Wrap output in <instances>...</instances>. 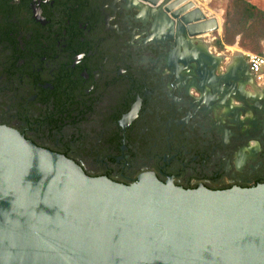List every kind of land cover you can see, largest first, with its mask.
<instances>
[{"label": "flooded vegetation", "instance_id": "flooded-vegetation-1", "mask_svg": "<svg viewBox=\"0 0 264 264\" xmlns=\"http://www.w3.org/2000/svg\"><path fill=\"white\" fill-rule=\"evenodd\" d=\"M132 4L0 0V125L119 183L144 173L186 189L264 183L251 96L225 87L195 104L164 68L171 41Z\"/></svg>", "mask_w": 264, "mask_h": 264}, {"label": "water", "instance_id": "water-1", "mask_svg": "<svg viewBox=\"0 0 264 264\" xmlns=\"http://www.w3.org/2000/svg\"><path fill=\"white\" fill-rule=\"evenodd\" d=\"M131 9L171 41L164 68L196 91L195 104L237 89L231 68L204 50L216 17L192 0H133ZM0 264H264V183L186 189L152 173L119 183L0 125Z\"/></svg>", "mask_w": 264, "mask_h": 264}, {"label": "trees", "instance_id": "trees-1", "mask_svg": "<svg viewBox=\"0 0 264 264\" xmlns=\"http://www.w3.org/2000/svg\"><path fill=\"white\" fill-rule=\"evenodd\" d=\"M236 37L242 48L262 53L264 11L247 0H231L225 11L222 36L217 37L214 44L223 49L224 45H233Z\"/></svg>", "mask_w": 264, "mask_h": 264}, {"label": "crops", "instance_id": "crops-1", "mask_svg": "<svg viewBox=\"0 0 264 264\" xmlns=\"http://www.w3.org/2000/svg\"><path fill=\"white\" fill-rule=\"evenodd\" d=\"M202 10L204 8L201 7ZM219 10V9H217ZM205 11V10H204ZM210 11V10H209ZM205 13L208 16H214L219 22L220 25V20L217 17V15H213L212 11L208 14V11H205ZM222 31V29H221ZM217 33V32H216ZM217 35H221L220 32L217 33ZM205 37V38H204ZM204 42L206 43V47L204 50L206 52H209L212 56H220L222 59V62L220 64L219 70H224L223 67L229 66L231 68V78L234 83H236L237 88H241L243 91L244 96L246 94H249L253 101V104L257 107V116L259 118H263L264 116V83H257L255 81V78L253 74L249 71L247 63H246V53L250 51H244L240 47H237V45H224V50L223 49H218L217 46L212 43L213 40H216V36L213 33L207 34L204 36ZM206 37H209L208 40H206ZM239 38V37H237ZM215 42V41H214ZM237 44V43H235ZM203 50V48H202ZM234 50H238V53L233 52ZM261 50L262 53L264 54V40L261 41ZM208 54V53H207ZM240 73H242L243 78L241 79ZM240 77V80H239ZM236 79V80H235ZM240 82H239V81ZM235 101V100H234ZM233 101V102H234ZM236 103H239L238 101H235ZM262 111V112H261ZM254 142H252L253 144Z\"/></svg>", "mask_w": 264, "mask_h": 264}, {"label": "rangeland", "instance_id": "rangeland-1", "mask_svg": "<svg viewBox=\"0 0 264 264\" xmlns=\"http://www.w3.org/2000/svg\"><path fill=\"white\" fill-rule=\"evenodd\" d=\"M196 5H198L200 8H204L205 11H208V14L210 11H212L213 15H217V17L220 20V30L218 32L221 33V35H217V31L212 32L216 37H221L222 36V31H223V23H224V15L226 8L230 4L231 0H192ZM251 2L252 4H255L258 8L262 9L264 11V0H247ZM219 9V10H217ZM210 10V11H209ZM210 13V14H212ZM222 29V31H221ZM217 32V33H216ZM205 38V37H204ZM209 37H206V40H208ZM215 39L213 40L212 43H214ZM237 43V44H235ZM234 45H237V47H240L244 51H250L247 49L242 48L239 45V38L236 37ZM224 50V49H223ZM252 52V51H250Z\"/></svg>", "mask_w": 264, "mask_h": 264}, {"label": "built area", "instance_id": "built-area-1", "mask_svg": "<svg viewBox=\"0 0 264 264\" xmlns=\"http://www.w3.org/2000/svg\"><path fill=\"white\" fill-rule=\"evenodd\" d=\"M246 63L257 83H264V54L246 53Z\"/></svg>", "mask_w": 264, "mask_h": 264}, {"label": "bare ground", "instance_id": "bare-ground-1", "mask_svg": "<svg viewBox=\"0 0 264 264\" xmlns=\"http://www.w3.org/2000/svg\"><path fill=\"white\" fill-rule=\"evenodd\" d=\"M203 36H206V35H203ZM237 51H238V50H234L233 52L238 53Z\"/></svg>", "mask_w": 264, "mask_h": 264}]
</instances>
